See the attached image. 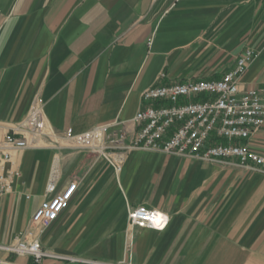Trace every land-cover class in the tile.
<instances>
[{
    "label": "crops",
    "instance_id": "crops-1",
    "mask_svg": "<svg viewBox=\"0 0 264 264\" xmlns=\"http://www.w3.org/2000/svg\"><path fill=\"white\" fill-rule=\"evenodd\" d=\"M247 50L242 93L264 88V0H0V142L36 105L45 123L12 155L0 264H264V168L132 147L117 173L66 136L123 121L131 145L147 89L220 81ZM238 143L264 155V126ZM53 179L59 193L77 187L42 229L32 217ZM137 207L166 227L132 226ZM35 240L40 263L9 250Z\"/></svg>",
    "mask_w": 264,
    "mask_h": 264
},
{
    "label": "built area",
    "instance_id": "built-area-1",
    "mask_svg": "<svg viewBox=\"0 0 264 264\" xmlns=\"http://www.w3.org/2000/svg\"><path fill=\"white\" fill-rule=\"evenodd\" d=\"M255 57V51H245L238 59L236 69L220 81L179 83L147 89L142 95L147 107L130 121L137 129L131 145L126 144L127 123L123 121L99 125L80 135L69 129L66 136L75 141L78 149L106 159L117 173L122 171L123 159L116 157V153L132 147L210 162L237 159L242 166L260 171L264 168V155L238 143L264 126V88L243 93L239 89V79ZM22 128L24 131L20 134L10 133L0 142V197L12 191L13 183L20 175L10 167L13 152L31 147L28 133L39 135L45 130L39 106L32 108ZM76 187V183L70 184L59 193L57 181L53 179L47 188L49 198L34 213L33 224L44 229L55 222L67 208ZM128 220L132 226L139 228L162 230L167 225L163 214L145 207L130 209ZM9 250L32 256L37 263L48 256L37 240L20 241Z\"/></svg>",
    "mask_w": 264,
    "mask_h": 264
}]
</instances>
